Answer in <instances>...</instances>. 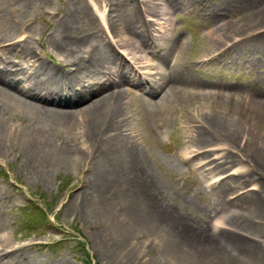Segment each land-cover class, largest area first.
Returning <instances> with one entry per match:
<instances>
[{
    "label": "bare ground",
    "instance_id": "6f19581e",
    "mask_svg": "<svg viewBox=\"0 0 264 264\" xmlns=\"http://www.w3.org/2000/svg\"><path fill=\"white\" fill-rule=\"evenodd\" d=\"M198 1L86 0L76 7L69 0L63 10L48 12L55 20L49 30L39 28L55 52L44 56L37 46L41 33L35 36L38 29L30 27L33 20L26 14L33 0H0V162L23 149L20 166L34 167L36 175L46 177L64 166L81 173L82 212L94 224L98 217L104 219L106 252L126 260L122 264H160L157 255L142 262L136 240H129L135 235L152 241L158 237V251L170 255L174 264H264V237H258L264 234V222L257 219L264 214V203L249 209L253 215L231 211L227 220L250 227L244 236L231 227L213 234L205 217L187 226V219L177 217L156 192L158 179L140 142L146 125L160 131L178 119L177 103L201 99V120L194 124L199 132L190 140L198 147L182 156L178 152L181 162L196 161L192 170L219 175L235 164L239 146L253 151L240 149L247 158L264 161V133L254 141L250 129L239 124L245 105L264 107V76L242 89L235 83L199 79L187 70L188 40L171 16ZM200 2L198 10L216 23L206 33L211 45L198 63L245 53L252 38L264 46V0H219L215 7ZM232 11L244 21L239 29L231 30L233 25L225 20ZM89 13L95 29L78 26L77 18ZM254 18L257 26L250 27ZM242 30L258 31L246 37L238 34ZM180 115L185 123L195 122L186 111ZM214 133L225 145L210 146L219 140ZM214 151H221L220 156H212ZM177 156L168 158L171 165H178ZM227 173L221 182H212L214 190L221 194L236 187L233 202L242 205L257 196L243 189L244 181L235 172ZM0 192L5 193L4 186ZM1 193L0 200L5 196ZM9 220L6 207L0 206V264H68L34 257L31 243L14 241L5 232Z\"/></svg>",
    "mask_w": 264,
    "mask_h": 264
},
{
    "label": "rangeland",
    "instance_id": "374dc122",
    "mask_svg": "<svg viewBox=\"0 0 264 264\" xmlns=\"http://www.w3.org/2000/svg\"><path fill=\"white\" fill-rule=\"evenodd\" d=\"M67 1L69 0H33L32 4L27 7L26 14L33 20L30 27L38 29L33 30L35 36L38 35V32L41 33L39 37L41 36L43 45L37 42V46L44 56L46 53L51 54L53 49L46 40V33L40 32L39 28L44 31L49 30L55 20L48 12L59 8L64 9ZM74 1L73 3H75L76 7L86 3V0ZM218 2L219 0H207L211 7H215ZM202 3L199 0L198 3L190 5L188 8L179 9L171 16L172 21L176 24V30L180 31L182 36L188 40V46L184 52L188 72L199 79H217L226 83H235L242 89H246L250 82L252 83L257 77L262 78L264 76V46L260 47L259 42L252 38L245 44L247 47L245 53H236L233 57H228V55L220 56L209 62L198 63V57L211 45L206 33L213 29L216 23L208 16L205 17L198 10L199 7H203ZM229 17V20H225L231 22L230 25H233L230 27L231 30L241 28V24L244 21L237 20L236 12L232 11ZM77 19L80 23L78 26H85L87 29L94 27L95 29L90 13L89 16H79ZM256 21L257 18L249 21L250 27L256 25ZM243 31L238 34H243L242 36L247 37L252 32L257 33L256 31L258 30H249L246 33H244L246 30ZM171 52L172 50H170ZM206 54L203 55L205 56ZM53 58L55 59L54 56ZM47 60L52 65H55L50 59ZM256 85L255 91L260 89L259 84L256 83ZM125 86L131 90L136 89L131 84ZM146 88L147 85L145 86ZM137 90L144 95L143 91ZM153 98L155 100L158 99V95ZM135 99L134 96L133 100L130 101L131 105L135 104ZM201 102V99L195 100L190 104L183 102V104L179 105L176 102L179 108V110L177 109V120L173 119L166 128H162L160 131L155 130L150 125L144 127L145 131L142 130L140 142L148 163L159 183L156 185V192L162 196V201L166 202L167 207L171 208L177 217H181L182 221L187 219L185 222L187 226L190 223L194 227V221L192 220L205 217L206 223L213 234H222L224 229H228V227L235 228V231L241 232L243 236L244 233L250 234V227L247 229L242 225L235 226V223L227 219L233 213L231 211L235 209L237 213L253 215L249 209L255 206L256 202L264 203V171L261 168L264 165V161L260 157H253V160L247 158L240 153V149L248 153L253 151H248L245 147L239 146V148H235V152L238 154L234 152L235 164L230 165L227 171L219 175L217 172L202 175L190 167L191 163L196 161L184 163L177 156L178 152L182 156L185 150L198 147L190 140H194L197 137L196 132H199L198 128L195 130L194 124H198L199 121L197 119L201 120L199 118L202 111ZM183 110L190 114L195 119V122L186 120L185 123L184 120L186 118ZM179 111L184 116H181ZM240 111H243V114L241 117L242 121H239V124H242L241 126L246 131L248 128L250 129L254 141L263 138L264 107L253 104L245 105ZM132 117L133 121H138L139 116H136L135 113ZM206 134H209V132H206ZM214 136L219 139L216 141L219 144H216V142L211 143V147L225 145L224 138L221 139V136L216 134ZM23 154H25V151L20 149L17 154L12 152L8 155V158L0 162V185L5 187V193L0 192L5 195L0 200V206L6 207L10 219L5 230L9 237L14 241H19V243L24 241L31 243L29 251L34 257H39L44 263L47 260L56 262L65 260L68 264L126 263V260L121 262V259H114L106 252L107 245H105V242L108 244L107 238L109 236L107 235V228L102 227L104 219L98 217L97 222L94 224V222L90 221L91 218L84 216L80 204L84 197L80 191L82 184L81 173L75 168L64 166L46 177L39 176L36 175L34 167L20 166ZM220 154L221 151H214L212 156H220ZM170 156L178 157L176 159L178 167L170 164L168 161ZM220 159L222 157H218L216 160ZM227 172H235L234 177L237 179L241 178L244 181L243 185L245 187L243 189L257 194V196L250 197L243 202V205H247L249 208L245 209L242 203L235 204L233 202L238 196L232 191L236 187L230 188L226 192H221V194L213 189L215 186L211 185L212 182L217 180L215 183H218L224 175L228 174ZM68 203L73 205L68 206ZM258 215L259 218H256L264 222V214L262 213V217H260V214ZM253 235L258 236L256 234ZM258 237H264V234ZM150 238L147 235L138 236L137 238L135 235L129 238L133 242L136 240V247L142 262L149 261L157 255L158 263L174 264L170 261V255L158 251L159 238L155 237V241L150 240ZM131 256L133 255L131 254Z\"/></svg>",
    "mask_w": 264,
    "mask_h": 264
}]
</instances>
